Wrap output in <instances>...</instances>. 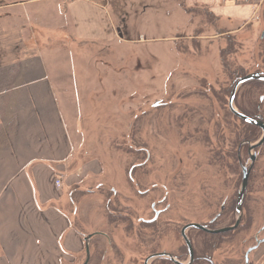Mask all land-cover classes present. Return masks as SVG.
Segmentation results:
<instances>
[{"label": "rangeland", "instance_id": "obj_1", "mask_svg": "<svg viewBox=\"0 0 264 264\" xmlns=\"http://www.w3.org/2000/svg\"><path fill=\"white\" fill-rule=\"evenodd\" d=\"M108 7L118 28L114 43L82 48V54H75L76 65L83 64L78 70L60 60L63 69L58 73L68 82L66 101L62 98L60 104L74 156L100 169L76 184L78 189L67 191L63 210L72 214L79 232L89 234L103 221L101 193L114 190L131 197L123 213L140 216L143 201L137 191L144 189L145 169L149 185L163 181L172 192H188L180 200L189 197L191 203H179V217L206 220L224 197L230 199L240 190L239 142L250 137L253 145L261 136L247 126L241 131L227 102L239 72L264 71V2L257 24L232 38L221 32L227 27L223 19L214 20L184 0H109ZM240 91L246 101L253 96L257 101L264 86ZM255 153L241 227L220 238L189 231L194 264H202L205 253L213 264H246L253 241L264 238V144ZM241 160L246 167L250 163L247 144ZM224 217L218 222L235 220L233 213ZM122 232L127 233L116 229L114 238L126 244L132 258L134 253L140 259L138 243L129 245L136 239L124 238ZM214 237L217 243L208 250ZM178 242L180 262L186 263L180 232ZM263 252L264 246L252 251L247 264H258ZM82 260L83 251L65 264Z\"/></svg>", "mask_w": 264, "mask_h": 264}, {"label": "crops", "instance_id": "obj_2", "mask_svg": "<svg viewBox=\"0 0 264 264\" xmlns=\"http://www.w3.org/2000/svg\"><path fill=\"white\" fill-rule=\"evenodd\" d=\"M108 1L0 0V264H65L83 251L63 208L69 190L100 169L74 156L60 104L68 82L58 72L63 59L82 68L74 61L82 48L114 43ZM184 2L223 19L229 36L252 29L249 5Z\"/></svg>", "mask_w": 264, "mask_h": 264}, {"label": "flooded vegetation", "instance_id": "obj_3", "mask_svg": "<svg viewBox=\"0 0 264 264\" xmlns=\"http://www.w3.org/2000/svg\"><path fill=\"white\" fill-rule=\"evenodd\" d=\"M264 33L260 34L261 39L263 38ZM258 65V64H257ZM241 71H244L241 68ZM251 74H260L264 76V71H260L259 68L255 69L250 73L243 74V72H239L236 75L234 85L242 80L244 77ZM233 85V87H234ZM264 86V81L253 79L248 80L242 83L238 88H242L244 86L253 87V86ZM238 93V95H237ZM231 94V92H230ZM228 96V101L229 97ZM246 94L242 91L235 93L233 104L236 105V112L240 116H235L238 120L239 128L242 131L243 127H249L251 132L260 133L262 137L263 135V127H264V95H259L258 100L254 101V96L250 102L246 101ZM228 104V102H227ZM263 112V113H262ZM232 114V113H231ZM233 115V114H232ZM234 116V115H233ZM246 119H244V118ZM252 121L257 123L252 124L248 123V121ZM261 124L262 126H259ZM257 140V142L260 140ZM256 142V143H257ZM247 144V154L248 159L250 161L249 165L243 164L241 160V151L243 146ZM264 142L260 145L262 146ZM254 145V144H253ZM249 141L247 139H242L236 150V163L240 169V175L238 176V182H240V188L242 185L243 179V168H246L248 173L247 184L249 181L250 173L256 161V153L255 150L259 147L249 151ZM254 156L253 163L251 162V157ZM145 166V164H144ZM139 167H143V165H139ZM134 169V168H133ZM142 178L144 180L143 190L137 191L139 194V198L143 201V204L140 209V216H133L132 214H125L123 211L124 207H128V201L131 197L123 195V193L116 192L111 190L110 192L101 193V201L102 208L104 209L103 213V221L95 224L94 230L89 234H82V248H83V260L80 264L85 262V237L90 236L88 240L89 246V259L87 264H137L136 260L139 264H178L180 262L179 259V232L181 236V240L185 247V252L187 253V246L182 237V232L187 237L190 242L193 241L189 237V231H197L198 233L203 234L205 237L212 238V236H217L221 234H212L211 231L223 229L226 227L233 226L235 220L232 223L221 224L218 221L224 219L227 213H236V205L239 191L235 194V196L230 199L224 197L223 200L219 203L218 210L212 217L206 215L207 219H198L196 222L189 220L188 218L184 219L182 216L179 217L180 211L178 210L179 203H186L189 205L191 203V198L187 197L186 201L180 200L183 199V195H187L188 192L181 193L179 195L178 191L172 192L167 185L164 184L163 181L159 183H154L149 185L148 181L145 180L147 178V174L145 173V169L142 173ZM247 187V186H246ZM247 189V188H246ZM245 192L243 194L242 200L244 201ZM258 193V192H257ZM256 193V194H257ZM189 200V201H188ZM243 201L241 205L242 216L246 209L243 206ZM258 209V208H257ZM262 209L264 210V202L262 205ZM209 211V210H207ZM75 211L73 212V214ZM76 214V213H75ZM72 215V214H71ZM181 218V219H180ZM199 221V224L197 222ZM242 217L238 227H241ZM191 225H200L204 227L207 231H202L200 229H195L190 227ZM237 227V228H238ZM250 227L248 223L247 228ZM236 228V229H237ZM116 229L124 230L127 233H123L124 238L126 235H132L136 240H130L129 245L132 246L131 242H137L139 245V251L142 253L140 255V259L137 257L133 258L131 256V252H126V244L123 243L120 239H115L113 234ZM236 229L229 231L230 233L234 232ZM264 229V228H262ZM226 233V232H225ZM207 238V239H208ZM131 239V238H130ZM264 241V238L255 239L254 244L250 246V248L257 246L260 241ZM264 244V242H263ZM169 245V247H168ZM261 245L259 244V247ZM91 247V249H90ZM255 250H258V248ZM192 248V245H191ZM249 248V249H250ZM193 250V249H192ZM254 250V251H255ZM206 257L208 254H206ZM142 257V258H141ZM188 258V253H187ZM209 255L207 260H200L203 262L202 264H213V262L209 259ZM131 261V262H130ZM194 258L190 264H194ZM183 263V262H180ZM189 260L186 263L188 264Z\"/></svg>", "mask_w": 264, "mask_h": 264}, {"label": "water", "instance_id": "obj_4", "mask_svg": "<svg viewBox=\"0 0 264 264\" xmlns=\"http://www.w3.org/2000/svg\"><path fill=\"white\" fill-rule=\"evenodd\" d=\"M253 79H258V80H262L264 81V76H261L260 74H251V75H248L246 77H244L242 80L238 81L232 91H231V94H230V97H229V101H228V108H229V111L234 115V116H240L236 110L234 109L233 107V100H234V96H235V93L237 91V88L244 82L248 81V80H253ZM244 118V117H243ZM245 119V118H244ZM246 120V119H245ZM248 121V120H247ZM248 123H252V124H256L255 122H252V121H248ZM259 126H262L261 124H259ZM264 142V127H263V135L262 137L260 138V140L255 143L254 145H250L248 150L251 151L257 147H259L262 143ZM254 161V156L251 157V162L253 163ZM247 178H248V173L246 171V168L244 167L243 168V179H242V185H241V188H240V191H239V194H238V199H237V205H236V213H235V223L233 226H230V227H226V228H223V229H219V230H215V231H211L212 234H221V233H225V232H229V231H232L234 229H236L240 223V220H241V217H242V211H241V204H242V197H243V194H244V191L246 189V183H247ZM190 227L192 228H195V229H200L202 231H207L204 227L200 226V225H191ZM182 237L186 243V246H187V253H188V260H189V263L190 264L193 260V250L191 248V245H190V242L189 240L187 239V237L184 235V232H182ZM90 236H86L85 237V262L83 264H87L88 262V259H89V246H88V240H89ZM260 243V242H259ZM258 243V244H259ZM257 244V246H258ZM257 246L255 247H252L250 249H248V251L246 252V255H245V261H246V264L248 262V259H247V256L248 254L253 251L254 249L257 248ZM178 264H183V263H178Z\"/></svg>", "mask_w": 264, "mask_h": 264}, {"label": "built area", "instance_id": "obj_5", "mask_svg": "<svg viewBox=\"0 0 264 264\" xmlns=\"http://www.w3.org/2000/svg\"><path fill=\"white\" fill-rule=\"evenodd\" d=\"M236 3H241V4H250L252 6L253 14L256 15L260 4L262 3L263 0H230ZM56 187L60 186V182L57 180L55 182Z\"/></svg>", "mask_w": 264, "mask_h": 264}, {"label": "trees", "instance_id": "obj_6", "mask_svg": "<svg viewBox=\"0 0 264 264\" xmlns=\"http://www.w3.org/2000/svg\"><path fill=\"white\" fill-rule=\"evenodd\" d=\"M230 37V36H229ZM232 38V37H231ZM224 51L222 50L220 53H223ZM246 139H250V137L248 138H246ZM231 233L230 232H228V233H223V234H221V235H218V236H215V237H224L225 235H230ZM215 237L213 238V240L215 241L214 243H210L211 241L210 240H207V242L208 241H210L209 243H207V245H206V248L209 250L210 248H214L215 247V245H216V243H217V240L215 239ZM212 245H214V246H212ZM202 258H201V260H207V257H208V255H207V257H206V255H202L201 256Z\"/></svg>", "mask_w": 264, "mask_h": 264}]
</instances>
